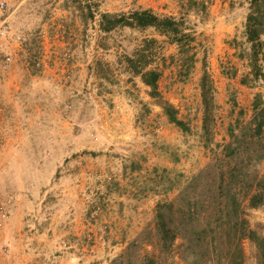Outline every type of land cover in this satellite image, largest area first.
Instances as JSON below:
<instances>
[{
  "label": "rangeland",
  "instance_id": "obj_1",
  "mask_svg": "<svg viewBox=\"0 0 264 264\" xmlns=\"http://www.w3.org/2000/svg\"><path fill=\"white\" fill-rule=\"evenodd\" d=\"M0 3V264H237L218 231L231 185L264 237V182L220 187L235 146L264 152L250 0ZM107 13L156 21L105 30ZM141 70L159 73L155 91ZM241 248L258 264L253 240Z\"/></svg>",
  "mask_w": 264,
  "mask_h": 264
},
{
  "label": "trees",
  "instance_id": "obj_2",
  "mask_svg": "<svg viewBox=\"0 0 264 264\" xmlns=\"http://www.w3.org/2000/svg\"><path fill=\"white\" fill-rule=\"evenodd\" d=\"M260 0H250V13L247 17V25H246V31L249 36L250 40H254L257 36H259L261 33L264 32V10L260 8ZM134 20H130L126 16H118V15H112V14H102V21H108L110 24L102 27L105 30L112 29L113 27L123 24V25H131L136 24L138 26H146L151 25L156 21V18L154 16H147L144 13H138L135 14ZM133 17H131L133 19ZM173 23V22H170ZM131 61V59H129ZM138 74H140L142 81L151 87L152 90L155 91L157 86V80L159 78V73L155 70L151 71H139ZM205 99V95H204ZM164 109L169 111L167 107H164ZM169 113V112H168ZM170 118L172 121H175V118L170 115ZM179 123V122H178ZM262 125V124H260ZM259 129H262L261 126H259ZM243 144H250L251 147L254 144L253 142H242ZM258 143V142H257ZM242 145V144H241ZM241 145L235 146L233 151V157L238 160L237 163H235L232 167L228 168L227 170L221 171L220 179L222 186V183L231 185L234 183L235 185H238L240 180H255L256 183L259 185L263 184L264 182V173L259 174L258 171L252 170V158L253 156L257 155L255 163H261L262 158L264 157V152H261V150H257L254 148V150H249L245 152V148L241 150ZM254 146V145H253ZM250 147L248 146V149ZM245 155V156H244ZM247 159V161H244V159ZM250 158V160H249ZM235 160V161H236ZM253 173V174H252ZM239 195L240 190L236 191L235 188L231 185L225 194L224 197H226V200L224 201L223 205L220 208V216L219 221L221 222L218 226V231L222 233L228 234V238L231 240V245L233 249L234 255L233 258L237 261V264H242L243 260V250L241 248V240L244 237H247L254 241L257 247V261L258 264H264V237L258 235L256 231L251 230L247 222L244 219H241L239 217ZM167 209V205L165 203L158 205V210L156 212V226L157 229L161 235L162 242H166L168 239H171L170 232L168 228L166 227L165 218H164V212ZM234 226H231V222L233 221ZM233 231V234H230V232ZM232 237V239L230 238ZM224 238V237H223ZM227 238V237H226ZM229 254V251H227V255ZM227 259V257H225ZM150 264H154L152 262V259L149 262Z\"/></svg>",
  "mask_w": 264,
  "mask_h": 264
},
{
  "label": "crops",
  "instance_id": "obj_3",
  "mask_svg": "<svg viewBox=\"0 0 264 264\" xmlns=\"http://www.w3.org/2000/svg\"><path fill=\"white\" fill-rule=\"evenodd\" d=\"M11 256H9L10 258ZM8 258V254L0 253V259Z\"/></svg>",
  "mask_w": 264,
  "mask_h": 264
},
{
  "label": "built area",
  "instance_id": "obj_4",
  "mask_svg": "<svg viewBox=\"0 0 264 264\" xmlns=\"http://www.w3.org/2000/svg\"><path fill=\"white\" fill-rule=\"evenodd\" d=\"M0 8H1V3H0Z\"/></svg>",
  "mask_w": 264,
  "mask_h": 264
}]
</instances>
